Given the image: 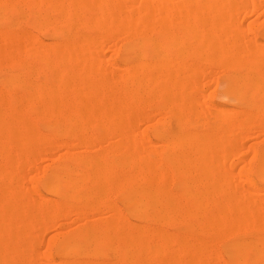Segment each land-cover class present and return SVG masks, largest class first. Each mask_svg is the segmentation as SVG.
<instances>
[{
  "label": "bare ground",
  "instance_id": "obj_1",
  "mask_svg": "<svg viewBox=\"0 0 264 264\" xmlns=\"http://www.w3.org/2000/svg\"><path fill=\"white\" fill-rule=\"evenodd\" d=\"M261 3L0 0V264H46L73 214L49 264H264V43L234 17ZM209 66L235 104L199 102Z\"/></svg>",
  "mask_w": 264,
  "mask_h": 264
},
{
  "label": "rangeland",
  "instance_id": "obj_2",
  "mask_svg": "<svg viewBox=\"0 0 264 264\" xmlns=\"http://www.w3.org/2000/svg\"><path fill=\"white\" fill-rule=\"evenodd\" d=\"M234 17L239 18V23H241V25H242V34L248 40H250L252 38H254V39L257 38L259 41L264 43V34H262V32L264 30V3H261L259 5V7L257 9V12L254 13V14L248 13V15L246 16V13L242 12L240 14H235ZM250 23H254L255 25L260 26V27L262 26L261 29L258 31V34H251V32L249 31V24ZM107 55H110L109 51H107ZM210 71L214 72V73H212V74H214L213 77H211L212 75L209 74ZM221 71H222L221 69H218L215 66H213V67L209 66V68H205V70H204L206 75L209 74L208 75L210 77L209 79L205 80V78H202V76H199V75L196 76V79L201 81L202 86H203V84L207 83L206 85H204L205 88H203L204 89L203 93L200 92V94H199V98L198 99H199L200 103H205V101L208 102V100H209V102H214L216 104H228V105L235 104L234 99L231 96L227 97L226 94L224 93V90L226 89V86H227V83H226V75L227 74H226V72L224 73V71H223V73H222ZM222 75L225 76V79H223L224 77L222 78ZM216 77H218V79ZM212 80H214L213 83H212ZM215 80L216 81L218 80L217 83H214V82H216ZM214 84L216 85V87H215ZM206 86L209 89H207ZM212 89H213V92H212ZM209 91H211V93H209L210 96H208V92ZM151 113H153V116L151 115V122H153V123L150 124L151 123V122L149 123L150 120L148 121V123H149L148 126H147V124H144L146 122L140 123L141 124L140 132L144 130V131H147L149 133H152L154 125L157 123L156 120L158 121L160 116L156 112H151ZM152 118H154L155 120L152 119ZM253 130H254V132H251V135L253 134L252 138L250 136V138L245 140L244 147H245V145H246V147L245 148L243 147L244 149L242 150L241 153L250 152L249 151L250 148H248V147H250L251 145H252V147L254 146V147L259 148V149H261L264 146V129L257 126V128L254 127V129H252V131ZM140 141H143L142 138L140 139ZM104 144H106V143H97L94 146L89 147L88 150L94 151V150L98 149V147H100V145L103 146ZM82 150L83 149H81L80 147H77L73 151L74 152H79V151H82ZM65 151H66V149L54 150V151H51V152H47V151L44 150L37 157L33 158L34 166H33L32 169H28V167L26 165L23 166L24 172L21 174L23 176L22 182H23V185L25 186V188L29 189V192H33L31 190L32 189V184H31L30 180L31 179L32 180L33 179H38L39 178L38 174L40 172H42V171H45L46 169L48 170L50 165H52L57 160L59 155L61 153L65 152ZM250 155L251 154L248 153V157H250ZM245 164L246 163H243V162L242 163H238V165L236 164V167H234L235 168L234 171H233L234 172V177H233V180H232L234 185H241V186L244 185V182L240 178V174L239 173L241 171L247 169L246 168L247 165H245ZM228 166L229 165H227V167ZM263 191H259L258 193H262ZM113 196H114L113 199H115V195H113ZM106 215H108V214H106ZM106 215L104 214V216H106ZM76 219H78V217L73 214L69 221L62 220V221L59 222V224L60 225H65V227H67V229L68 228L69 229H74V228H76V227H78L80 225V222L84 223L86 221V219L82 220L78 224L75 221ZM58 225H57L58 228H56L54 230H49L47 232L46 231L43 232L44 244L40 247V251H39V253H40L39 257H41L40 259H41V261L43 263L49 264V261H47L43 257H45V255L48 254L47 242L49 241L51 236L53 234L58 233V232H64L65 230H67L64 227H59Z\"/></svg>",
  "mask_w": 264,
  "mask_h": 264
}]
</instances>
